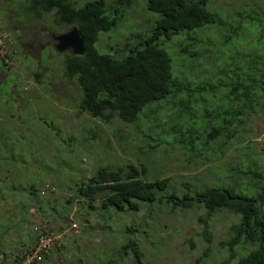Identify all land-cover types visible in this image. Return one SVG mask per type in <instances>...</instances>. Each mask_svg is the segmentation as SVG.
Here are the masks:
<instances>
[{
	"label": "rangeland",
	"instance_id": "374dc122",
	"mask_svg": "<svg viewBox=\"0 0 264 264\" xmlns=\"http://www.w3.org/2000/svg\"><path fill=\"white\" fill-rule=\"evenodd\" d=\"M23 2L0 0V264H28L23 260L28 246L33 245L28 250L32 252L36 245V227L52 233L56 243L48 256L32 264H192L202 257L203 264H222L229 259L227 242L238 216L214 212L207 225L208 241L206 209L196 204V193L218 180L240 191H256L261 177L251 170L264 176V121L258 120L257 128L253 119L248 140L220 161L204 165L192 159L184 138L162 129L175 119L188 141L189 124L198 127L209 121L212 126L220 121L214 113L205 120L208 108L200 101L192 100V109L183 112L173 99L164 100L131 125L98 120L77 107L79 86L64 77L63 53L56 49L55 36L72 27L55 24L51 13L31 20ZM112 5L114 0H108V8ZM209 7L222 16L224 27L206 26L191 37H174L164 44L173 76L184 75L193 88L206 80L230 83L241 72L240 66L228 67L232 60L241 65L250 55L264 54V0H209ZM154 21L146 0H134L120 24L99 37L96 48L123 55ZM220 70L227 77L218 75ZM195 133L197 145L206 133L201 128ZM129 164L142 165L148 180L168 178L179 197L190 188L196 205L172 210L165 202L141 204L138 212L103 219L80 208L78 199L70 207L66 203L77 184L98 168ZM47 185L53 189L45 190ZM95 204L99 209L100 199ZM130 240L139 246L141 263L130 247L123 249ZM251 248L235 247L233 264Z\"/></svg>",
	"mask_w": 264,
	"mask_h": 264
},
{
	"label": "trees",
	"instance_id": "16d2710c",
	"mask_svg": "<svg viewBox=\"0 0 264 264\" xmlns=\"http://www.w3.org/2000/svg\"><path fill=\"white\" fill-rule=\"evenodd\" d=\"M133 1L114 0L115 5L108 8V0H85L83 3L76 0H24L23 10L31 20H41L51 13L55 24L78 28L85 42L84 54L64 52L62 56L64 77L77 81L80 89L79 109L105 123L118 119L131 125L138 122L147 108L164 100L173 99L172 104H180L183 112L192 109V100L200 101L202 107L208 108L203 114L205 120L206 115L214 113L220 116V121H214L212 126L209 121L198 127H190L192 124H189L188 141L178 124H174L175 119H170L171 127L162 129L166 134H179L184 138L192 159H200L204 165L220 161L229 150L250 138L253 119L257 128L258 120L264 121V54L250 55L241 65L236 64V59L232 60L228 67L240 66L241 72L227 84L222 79L215 85L206 80L193 88L184 75L174 77L172 59L164 44L174 37L190 36L206 26H225L222 16L207 8L209 0H146L147 10L155 17L150 30L139 37L137 44L127 45L123 55L99 52L96 48L99 37L120 24ZM222 74L227 77L226 71L220 70L218 75ZM223 88L226 89L224 93ZM199 128L206 135L196 145L195 132ZM251 173L261 177L256 191L245 187L240 191L239 187L218 180L215 186L205 185L201 192L196 193V204L206 209L203 222L208 241L211 234L207 225L214 212L223 210L238 216L231 226V238L227 242L231 255L222 264H233L234 248L249 244L252 248L235 264H264V176L252 170ZM145 174L146 169L142 165L129 164L116 169L102 166L77 184L74 195L67 198L66 203L70 207L78 199L80 208L87 207V212L93 211L103 219L115 214L138 212L141 204L150 206L165 202L172 206V210L196 205V198L191 197L189 187V193L179 197L168 178L151 181L144 177ZM98 199L99 209L95 204ZM32 247L28 246L23 261L31 255L28 250ZM129 247L136 262L141 263L142 254L137 242L130 240L123 249ZM203 259L199 258L192 264H203ZM37 262L41 261L28 264Z\"/></svg>",
	"mask_w": 264,
	"mask_h": 264
},
{
	"label": "water",
	"instance_id": "95a60500",
	"mask_svg": "<svg viewBox=\"0 0 264 264\" xmlns=\"http://www.w3.org/2000/svg\"><path fill=\"white\" fill-rule=\"evenodd\" d=\"M77 27H72V29L67 32L55 36L57 41L56 49L60 53L72 52L75 55H83L85 52V42Z\"/></svg>",
	"mask_w": 264,
	"mask_h": 264
},
{
	"label": "built area",
	"instance_id": "2783aa9c",
	"mask_svg": "<svg viewBox=\"0 0 264 264\" xmlns=\"http://www.w3.org/2000/svg\"><path fill=\"white\" fill-rule=\"evenodd\" d=\"M48 189H53L49 185L45 187V190ZM37 231V242L35 248L32 250L31 255L27 257V261L25 263H29L32 261H42L44 257L49 255L51 250L53 249L55 243H56V237L46 231V230H41L38 227H36Z\"/></svg>",
	"mask_w": 264,
	"mask_h": 264
},
{
	"label": "clouds",
	"instance_id": "9594fccd",
	"mask_svg": "<svg viewBox=\"0 0 264 264\" xmlns=\"http://www.w3.org/2000/svg\"><path fill=\"white\" fill-rule=\"evenodd\" d=\"M50 254V253H49ZM48 256V255H47Z\"/></svg>",
	"mask_w": 264,
	"mask_h": 264
}]
</instances>
